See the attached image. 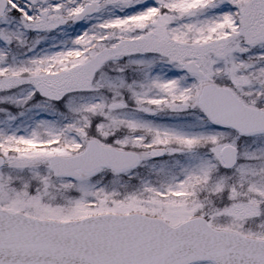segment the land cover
<instances>
[{
  "label": "snow or ice",
  "instance_id": "1",
  "mask_svg": "<svg viewBox=\"0 0 264 264\" xmlns=\"http://www.w3.org/2000/svg\"><path fill=\"white\" fill-rule=\"evenodd\" d=\"M0 264H264V0H0Z\"/></svg>",
  "mask_w": 264,
  "mask_h": 264
}]
</instances>
